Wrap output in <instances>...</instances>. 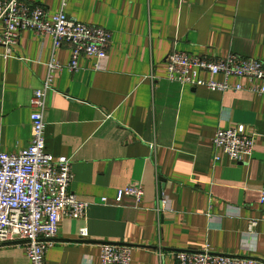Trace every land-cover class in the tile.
<instances>
[{"label": "crops", "instance_id": "crops-1", "mask_svg": "<svg viewBox=\"0 0 264 264\" xmlns=\"http://www.w3.org/2000/svg\"><path fill=\"white\" fill-rule=\"evenodd\" d=\"M23 1L111 33L97 67L80 56L69 71L68 44L53 53L62 68L46 96L45 150L70 158V188L87 208L81 219H61L45 264H102L103 243L131 246L129 264H173L174 252L206 246L264 260V94L249 90L261 81L231 77L241 89L227 91L182 86L166 79L165 62L179 50L264 63V0ZM51 50L49 36L29 30L20 33L15 57L4 58L0 46V152L29 145V101ZM239 125L254 137L244 162L212 149L219 127ZM128 185L143 187L139 203L128 196L116 202ZM160 193L168 206L158 215ZM82 227L85 239L78 238ZM0 264L29 262L21 245L9 243L0 245Z\"/></svg>", "mask_w": 264, "mask_h": 264}, {"label": "built area", "instance_id": "built-area-1", "mask_svg": "<svg viewBox=\"0 0 264 264\" xmlns=\"http://www.w3.org/2000/svg\"><path fill=\"white\" fill-rule=\"evenodd\" d=\"M0 46L2 56L15 57L20 33L32 31L37 36H49L52 50L46 62V74L41 86L34 89L29 101L31 138L29 145L17 152H0V245L17 243L25 250L29 264H45V254L54 244L63 217L81 219L87 203L71 190L73 181L70 158H54L45 150L44 111L47 93L52 89L56 72L62 66L53 57L63 44L70 47L67 69H78L80 56L95 60L97 67L105 58L111 44V33L100 26L89 25L69 17L63 10L50 13L44 7L23 0H0ZM166 79L182 86H204L211 90H239L229 84L231 77L258 79L259 86L249 90L264 94V63L254 58L228 54L225 57L192 55L173 50L165 59ZM202 74H205L204 77ZM222 76L221 81L214 79ZM212 149L221 150L230 160L244 162L251 157L254 137L243 125L219 127L212 137ZM155 148V143L151 144ZM141 185H128L116 192V202L128 196L136 203L142 200ZM105 202L106 198H102ZM259 202L264 208V183L259 188ZM168 200L160 193L157 214L166 210ZM256 221L249 224L254 232ZM88 236L87 228L79 229L78 238ZM132 247L124 244L103 243L99 258L102 264H129ZM173 264H264V260L217 254L209 246L200 251H176Z\"/></svg>", "mask_w": 264, "mask_h": 264}, {"label": "water", "instance_id": "water-1", "mask_svg": "<svg viewBox=\"0 0 264 264\" xmlns=\"http://www.w3.org/2000/svg\"><path fill=\"white\" fill-rule=\"evenodd\" d=\"M8 244V243H7ZM124 245H126V244H124Z\"/></svg>", "mask_w": 264, "mask_h": 264}]
</instances>
